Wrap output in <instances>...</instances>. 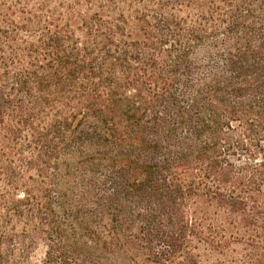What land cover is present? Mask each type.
<instances>
[{
  "label": "trees",
  "instance_id": "16d2710c",
  "mask_svg": "<svg viewBox=\"0 0 264 264\" xmlns=\"http://www.w3.org/2000/svg\"><path fill=\"white\" fill-rule=\"evenodd\" d=\"M0 264H264V0H0Z\"/></svg>",
  "mask_w": 264,
  "mask_h": 264
},
{
  "label": "rangeland",
  "instance_id": "374dc122",
  "mask_svg": "<svg viewBox=\"0 0 264 264\" xmlns=\"http://www.w3.org/2000/svg\"><path fill=\"white\" fill-rule=\"evenodd\" d=\"M42 253H43V248L41 246H39L38 248H36L32 252V254H31V261L32 262L38 261L42 257Z\"/></svg>",
  "mask_w": 264,
  "mask_h": 264
}]
</instances>
